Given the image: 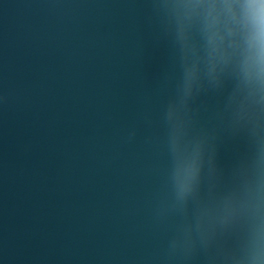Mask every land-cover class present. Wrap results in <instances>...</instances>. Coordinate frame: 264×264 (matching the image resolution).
<instances>
[{
  "label": "water",
  "instance_id": "95a60500",
  "mask_svg": "<svg viewBox=\"0 0 264 264\" xmlns=\"http://www.w3.org/2000/svg\"><path fill=\"white\" fill-rule=\"evenodd\" d=\"M194 3L0 0V264H251L238 193L264 113L237 59L209 71ZM193 162L183 212L158 221Z\"/></svg>",
  "mask_w": 264,
  "mask_h": 264
},
{
  "label": "clouds",
  "instance_id": "9594fccd",
  "mask_svg": "<svg viewBox=\"0 0 264 264\" xmlns=\"http://www.w3.org/2000/svg\"><path fill=\"white\" fill-rule=\"evenodd\" d=\"M192 7L202 10L209 71L214 72L219 63L237 59L248 88L246 99L264 113V0H195ZM195 79L193 65L185 71L184 97L191 95ZM261 159L264 161V150ZM197 174L194 162L171 173L154 210L158 221L164 222L170 215L183 212ZM238 196L255 250L251 264H264V167L245 180Z\"/></svg>",
  "mask_w": 264,
  "mask_h": 264
}]
</instances>
